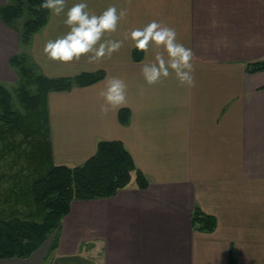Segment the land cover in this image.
<instances>
[{
  "label": "crops",
  "instance_id": "0c3cea01",
  "mask_svg": "<svg viewBox=\"0 0 264 264\" xmlns=\"http://www.w3.org/2000/svg\"><path fill=\"white\" fill-rule=\"evenodd\" d=\"M113 4L128 11L107 34L123 41L111 56L49 58L45 42L68 30L50 9L26 51L49 77L105 73L93 84L47 94L53 162L78 165L99 140H119L148 184L139 188L133 172L113 196L73 200L56 228L55 253L90 248L94 264H264V70L247 71L248 62L264 58V0H87L97 15ZM152 20L174 28L191 49L193 83L174 74L144 81L141 64L157 48L136 49L128 33ZM19 27L0 19L4 85L16 76L9 57L21 48ZM109 76L127 85L126 123L121 108L100 110L98 92ZM195 207L215 216L213 231L192 227ZM39 249L0 264H43Z\"/></svg>",
  "mask_w": 264,
  "mask_h": 264
},
{
  "label": "trees",
  "instance_id": "16d2710c",
  "mask_svg": "<svg viewBox=\"0 0 264 264\" xmlns=\"http://www.w3.org/2000/svg\"><path fill=\"white\" fill-rule=\"evenodd\" d=\"M40 3L41 0H5L0 4V19L7 25L15 26L14 21L27 13L18 29L21 48L9 57V65L18 76L14 95L0 82V160L20 148L8 137L21 135L23 140L19 144L24 141L27 148L18 151L24 162L12 182L17 187L13 204L28 208L26 212L17 207L9 212L0 210V259L31 255L59 226L70 210L71 201L113 196L127 186L133 172L139 188L148 184L119 140H99L94 154L81 164L53 162L47 94L93 84L105 73L98 69L49 77L40 71L26 51L33 34L48 19L49 9L41 8ZM134 56L138 58L137 54ZM259 70H264V58L247 63V71ZM128 119V109L121 108L119 120L126 123ZM190 221L193 228L203 232L213 231L217 222L214 215L198 207L193 209ZM54 248L56 238L49 247Z\"/></svg>",
  "mask_w": 264,
  "mask_h": 264
},
{
  "label": "clouds",
  "instance_id": "9594fccd",
  "mask_svg": "<svg viewBox=\"0 0 264 264\" xmlns=\"http://www.w3.org/2000/svg\"><path fill=\"white\" fill-rule=\"evenodd\" d=\"M40 7L50 9L56 15L62 14L64 24L68 26L63 35L45 42L43 51L51 59L67 62L80 59L84 54L89 61H98L111 56L123 43L106 37L115 31L118 20L127 14L125 8L118 10L116 5H109L97 15L88 10L87 0H74L70 6H66V0H41ZM128 36L138 50L146 52L153 44L157 48L154 59L140 67L147 84H154L170 74H174L181 84L193 83L192 51L176 39L174 28L152 20L141 28L131 29ZM126 87L120 77H107L98 92L104 100L100 110L106 112L110 108L126 107Z\"/></svg>",
  "mask_w": 264,
  "mask_h": 264
},
{
  "label": "rangeland",
  "instance_id": "374dc122",
  "mask_svg": "<svg viewBox=\"0 0 264 264\" xmlns=\"http://www.w3.org/2000/svg\"><path fill=\"white\" fill-rule=\"evenodd\" d=\"M25 16H27V13H24L15 21V27L16 25L21 26V23L26 18ZM9 82L10 83L9 85H7V87L9 88V91L14 95L16 87L18 86L17 74L16 76L12 75V80ZM21 139L22 136L17 134L15 136L8 137V141L19 145L20 148H18V150L6 153V156L0 160V176L2 179L0 181V210H4L6 212H9L15 207H17L18 210H23L24 212H26L28 209L20 203H18L17 206H14L13 204V200L15 199L13 193L17 190V187H14V184L12 182L15 180V173L19 170L20 166L24 162V159L22 157H18V151H20V149L22 150L24 148H27V145L24 143V141L22 142V144H19ZM13 163L16 164L11 166V164ZM55 234L56 229L48 234L47 239L39 246V253H45V260L43 261V264H94V256L92 254V249L90 248H88V251L82 250V252L79 251L74 255L56 254L55 248L53 250H50L49 247L51 245V242L56 238Z\"/></svg>",
  "mask_w": 264,
  "mask_h": 264
}]
</instances>
